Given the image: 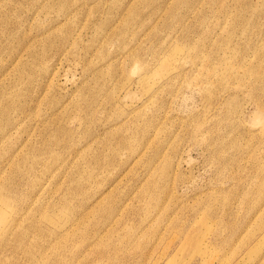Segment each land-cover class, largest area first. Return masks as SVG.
<instances>
[{
	"label": "rangeland",
	"instance_id": "obj_1",
	"mask_svg": "<svg viewBox=\"0 0 264 264\" xmlns=\"http://www.w3.org/2000/svg\"><path fill=\"white\" fill-rule=\"evenodd\" d=\"M0 264H264V0H0Z\"/></svg>",
	"mask_w": 264,
	"mask_h": 264
},
{
	"label": "bare ground",
	"instance_id": "obj_2",
	"mask_svg": "<svg viewBox=\"0 0 264 264\" xmlns=\"http://www.w3.org/2000/svg\"><path fill=\"white\" fill-rule=\"evenodd\" d=\"M5 218L4 213L0 210V220H3Z\"/></svg>",
	"mask_w": 264,
	"mask_h": 264
}]
</instances>
